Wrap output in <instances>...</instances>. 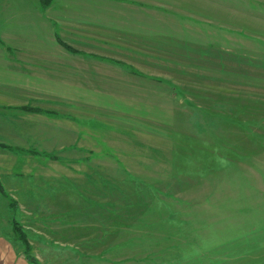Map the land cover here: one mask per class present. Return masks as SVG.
<instances>
[{"label": "rangeland", "instance_id": "rangeland-1", "mask_svg": "<svg viewBox=\"0 0 264 264\" xmlns=\"http://www.w3.org/2000/svg\"><path fill=\"white\" fill-rule=\"evenodd\" d=\"M21 2L0 0V237L25 255L16 217L41 264H263L264 0Z\"/></svg>", "mask_w": 264, "mask_h": 264}, {"label": "trees", "instance_id": "trees-1", "mask_svg": "<svg viewBox=\"0 0 264 264\" xmlns=\"http://www.w3.org/2000/svg\"><path fill=\"white\" fill-rule=\"evenodd\" d=\"M53 2H54V0H40V4H41L42 8H44V9L48 8L49 6H51L53 4ZM56 36H57V41L61 45H63L67 50H69L71 53H75V54H77V53L81 54L82 53L81 51L77 50L76 48H74V47L68 45L67 43H65L57 32H56ZM97 57L100 60H106V61L114 63L116 65H121L122 67H126L133 74H136V75H140L141 74L134 67H132V66H130L128 64H124L121 61L104 58L102 56H97ZM23 110L24 111H28V112H40V113L47 114L49 116H55L56 115V112H54L52 110H43V109H40V108H34V107H30V106L23 107ZM0 192H2L4 195L5 194L8 195L5 192V189H4V187H3L1 182H0ZM9 200H10V207L12 208L13 211L16 212L17 202L12 197H10ZM13 232L16 235V237L22 242V245L24 247V254H25L26 258L28 259V261L31 264H41L40 261L32 253V245H31V242H30V240L28 238V235L25 232L24 227L21 225V223L17 220L16 217L13 218Z\"/></svg>", "mask_w": 264, "mask_h": 264}, {"label": "crops", "instance_id": "crops-1", "mask_svg": "<svg viewBox=\"0 0 264 264\" xmlns=\"http://www.w3.org/2000/svg\"><path fill=\"white\" fill-rule=\"evenodd\" d=\"M21 0H4V9H9L11 5H17V8L25 9V5L20 3ZM18 9V10H20ZM2 41V40H1ZM264 261V260H263ZM0 264H31L25 255H20L14 245L8 240L0 237ZM264 264V263H263Z\"/></svg>", "mask_w": 264, "mask_h": 264}]
</instances>
